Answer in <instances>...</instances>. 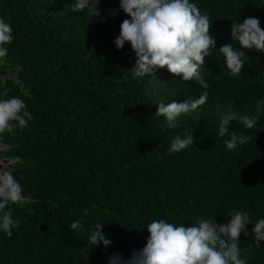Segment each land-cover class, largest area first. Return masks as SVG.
Masks as SVG:
<instances>
[{"label": "trees", "instance_id": "16d2710c", "mask_svg": "<svg viewBox=\"0 0 264 264\" xmlns=\"http://www.w3.org/2000/svg\"><path fill=\"white\" fill-rule=\"evenodd\" d=\"M193 2L209 16L217 41L201 69L208 89L166 68L132 79L134 52L114 45L129 18L119 0H100L101 16L68 10L71 0H0V17L13 28L0 59V98L21 97L34 116L15 136L0 135V159L24 196L9 206L21 223L11 237L0 233V264H107L142 248L153 219L189 227L199 218L223 223L233 209L247 211L253 223L264 217V111L256 108L264 99V53L245 50L249 58L233 77L218 51L232 43V22L256 17L264 29V0ZM205 90L206 104L182 115L178 128L155 115L158 102ZM224 113L258 118L252 129L231 122L252 137L236 152L226 150L227 136L217 137ZM178 132H193L194 145L166 155ZM82 209L86 227L104 224L110 246L94 247L68 230ZM240 239L249 264H264V242L249 248L251 238Z\"/></svg>", "mask_w": 264, "mask_h": 264}, {"label": "clouds", "instance_id": "9594fccd", "mask_svg": "<svg viewBox=\"0 0 264 264\" xmlns=\"http://www.w3.org/2000/svg\"><path fill=\"white\" fill-rule=\"evenodd\" d=\"M99 3L100 0H71L68 10L101 16ZM118 10L129 18L120 24L114 45L122 50L127 44L134 52V64L127 70L132 79L146 78L156 69L166 68L182 81L209 88L201 69L205 57L217 50V41L209 32L212 24L209 16L201 13L197 3L193 0H119ZM116 14L112 11L113 16ZM239 20L231 24L232 43L218 49L228 75L233 77L241 73L249 58L245 50L264 53L261 20L256 17L245 18L242 23ZM12 41L11 22L0 17V59L7 56V46ZM208 96L205 90L199 97L186 98L182 102L173 100L165 104L160 101L155 115L163 117L169 129L178 128L179 118L205 105ZM256 108L258 112L264 111V99L257 101ZM237 119L246 129L258 123L257 117L248 115H221L217 137L227 136L223 143L230 152H236L252 139L243 131L233 130L231 122ZM33 120V113L24 99L19 96L0 98V135L7 132L15 136L18 129H26ZM194 143L193 132H178L172 137L166 155L180 153ZM23 200L22 185L13 171L0 165V233L11 237L13 229L19 227L21 218L14 217L9 206ZM81 211L82 217L68 224V230L86 235L94 247L110 246L112 242L102 231L104 224L97 222L86 227L83 217L88 215V210ZM145 228L150 235L142 248L134 250L129 257L113 255L107 264H249L250 257L242 255L239 246L241 234L251 238L249 248H259L264 242V217L253 223L247 211L235 209L225 214L223 223H217L214 217L199 218L185 227V221L160 218L153 219Z\"/></svg>", "mask_w": 264, "mask_h": 264}, {"label": "rangeland", "instance_id": "374dc122", "mask_svg": "<svg viewBox=\"0 0 264 264\" xmlns=\"http://www.w3.org/2000/svg\"><path fill=\"white\" fill-rule=\"evenodd\" d=\"M0 163H1V164H4L5 166H7L9 162L7 163V162H5L3 159H0Z\"/></svg>", "mask_w": 264, "mask_h": 264}]
</instances>
